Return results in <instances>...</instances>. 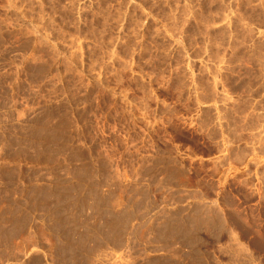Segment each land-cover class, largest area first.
<instances>
[{
	"label": "rangeland",
	"instance_id": "obj_1",
	"mask_svg": "<svg viewBox=\"0 0 264 264\" xmlns=\"http://www.w3.org/2000/svg\"><path fill=\"white\" fill-rule=\"evenodd\" d=\"M253 109L264 0H0V264H264Z\"/></svg>",
	"mask_w": 264,
	"mask_h": 264
},
{
	"label": "crops",
	"instance_id": "obj_2",
	"mask_svg": "<svg viewBox=\"0 0 264 264\" xmlns=\"http://www.w3.org/2000/svg\"><path fill=\"white\" fill-rule=\"evenodd\" d=\"M237 115L242 117L251 115L254 117V123L240 130L243 135L239 138L240 142L236 143L235 146L256 148L257 156L264 157V109L248 110ZM240 122L243 123L244 118H241Z\"/></svg>",
	"mask_w": 264,
	"mask_h": 264
}]
</instances>
